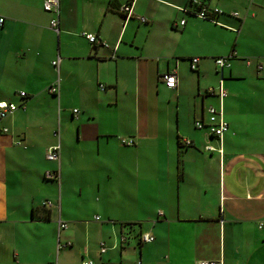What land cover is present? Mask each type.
I'll use <instances>...</instances> for the list:
<instances>
[{
	"label": "crops",
	"instance_id": "obj_1",
	"mask_svg": "<svg viewBox=\"0 0 264 264\" xmlns=\"http://www.w3.org/2000/svg\"><path fill=\"white\" fill-rule=\"evenodd\" d=\"M126 1L0 0V264H264V0Z\"/></svg>",
	"mask_w": 264,
	"mask_h": 264
},
{
	"label": "built area",
	"instance_id": "obj_2",
	"mask_svg": "<svg viewBox=\"0 0 264 264\" xmlns=\"http://www.w3.org/2000/svg\"><path fill=\"white\" fill-rule=\"evenodd\" d=\"M133 2L134 0H127L126 3L120 8V12L123 13L125 15L126 18H130L132 16V6H133ZM195 4H197L195 2ZM43 9L44 11L50 13L53 15V17L51 18L50 22H49V26L51 29H53L54 31H58V24H59V20H58V16H59V0H43ZM221 11L214 9L213 11H210L208 9L205 8H201L198 12H197V16L201 19H205L208 21H214V17L218 14H220ZM139 20L141 22H146V19L143 17H140ZM4 24V19L0 18V26H2ZM179 24L182 26L184 24V21H180ZM85 38L88 40L89 43L91 44H96L98 42V39L96 37V35L94 34H86ZM199 59L198 58H193L191 60V70L195 71L197 64H198ZM58 60L54 61L52 64L54 66H56L58 64ZM214 63L216 66L217 71L222 74L223 70L226 68L230 67V63H229V58L228 57H218L214 59ZM249 62H247L248 64ZM260 69V67H259ZM160 81L164 84V86L168 89H174L177 86V73L176 70H171L167 73H164L163 75L160 76ZM50 93L55 94L57 92V87H51L49 89ZM208 95H213V96H218L220 100L223 99V97L225 96V89L223 88L222 84L220 83L218 87H212L209 88L206 92ZM21 97L25 96L24 92L20 93ZM17 105H15L14 103H10V102H0V122L2 120H4L8 115L12 114L14 111L17 110ZM75 114L78 113L77 110L73 111ZM194 126L196 129H205L207 134L210 137L213 138H217V139H221L222 136L224 135V133L227 132L228 130V123L224 120L223 115H222V111L221 108H217L214 106H208V108L206 109V120L204 121L203 119L201 120H196L194 122ZM8 133V128L0 125V135H4ZM122 144H127V145H132L133 141L129 140L126 141L124 139H122ZM186 145H189L188 141H185ZM60 147L58 145L53 146L51 148L48 149L47 154H46V159L49 161H57L59 160L60 157ZM206 151H212L213 148L210 146H206L205 147ZM47 178H52L53 176L48 173L46 175ZM46 206H49V203H45ZM66 228V224L61 223L60 224V229H65ZM140 242L141 243H150L154 240V237L149 235V234H141L140 235ZM125 238L122 237L121 241H124ZM63 246L66 247H70L71 244L68 242L65 245H59L60 248H62ZM105 247L104 244L102 243L100 245V252H105ZM82 264H93V261H83ZM196 264H220L217 261H209V260H201V261H197Z\"/></svg>",
	"mask_w": 264,
	"mask_h": 264
},
{
	"label": "trees",
	"instance_id": "obj_3",
	"mask_svg": "<svg viewBox=\"0 0 264 264\" xmlns=\"http://www.w3.org/2000/svg\"><path fill=\"white\" fill-rule=\"evenodd\" d=\"M201 8H203V7H202V6H200V7H199V10H200ZM205 9H206V8H205ZM199 10H198V11H199ZM125 226H126V225H125ZM129 226H132V225H128L127 227H129Z\"/></svg>",
	"mask_w": 264,
	"mask_h": 264
},
{
	"label": "rangeland",
	"instance_id": "obj_4",
	"mask_svg": "<svg viewBox=\"0 0 264 264\" xmlns=\"http://www.w3.org/2000/svg\"><path fill=\"white\" fill-rule=\"evenodd\" d=\"M203 131H206V130H203Z\"/></svg>",
	"mask_w": 264,
	"mask_h": 264
}]
</instances>
